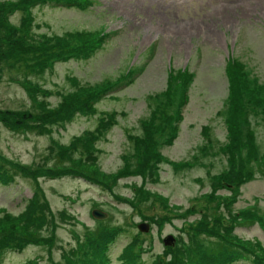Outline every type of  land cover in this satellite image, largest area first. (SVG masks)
Segmentation results:
<instances>
[{
	"label": "rangeland",
	"instance_id": "rangeland-1",
	"mask_svg": "<svg viewBox=\"0 0 264 264\" xmlns=\"http://www.w3.org/2000/svg\"><path fill=\"white\" fill-rule=\"evenodd\" d=\"M23 16L28 30L7 40L0 25V264H126L135 243V264H195L224 241L209 233L212 214L227 223L220 233L264 253V163L254 165L264 158V0L49 1L4 20L17 28ZM44 37L73 53L53 59ZM228 61L245 79L251 162L226 123ZM256 85L261 98L249 94ZM102 222L115 238L91 244ZM242 252L227 264H254Z\"/></svg>",
	"mask_w": 264,
	"mask_h": 264
},
{
	"label": "trees",
	"instance_id": "trees-1",
	"mask_svg": "<svg viewBox=\"0 0 264 264\" xmlns=\"http://www.w3.org/2000/svg\"><path fill=\"white\" fill-rule=\"evenodd\" d=\"M49 1H54V2L66 1V2H70L73 5H75V3L83 2L84 0H0V25H1V28H5V34H4L3 38H5V40H7L6 37H9L11 34L15 33V31H20L21 27H22V31L26 32L28 30L27 26H24L26 24V22L28 21V18L26 16H23V18L21 19V26L20 27L15 28L11 25H8V23L4 19H5V17H7L9 12L20 10L23 13H25L27 6L33 7L36 4L49 2ZM56 39H49V38L44 37L42 42H37V43L43 44L46 40H51V45L56 46V50L50 51V54L53 55V59L59 58L62 54L73 53L70 51H64V50L59 49L58 44L56 43ZM25 40L27 43L33 42V41H29L28 36L26 37ZM43 47H47V45L44 44ZM45 53H47V52H45ZM44 54L41 55V60L43 62H45L43 59ZM230 63H231V61L227 62L225 70H226L227 78L234 82V85H235L234 88L236 91V96L232 95V100L230 101V104H229V107H231V108H229L227 106V108L230 109V113L227 116L226 123H230V133L232 136V141L234 143H236V141H239L241 144L242 143L244 144L245 140H248V142H246L247 151H248L247 152V161L251 162L252 160H255V157H256L255 154L257 151V146H256L257 144L253 140L252 130L250 129V126H251L250 121L247 119L248 114H249V109H243L241 106H239V100L243 99V96H244V86L239 85L238 83L241 80H244V82H245V79H244L242 72L239 71V74L236 73V67L238 64H233V63L230 64ZM184 76H185V74H184ZM180 80H185V78L183 76H180ZM247 82L250 85V89H251L252 84L248 78H247ZM249 85H247V86H249ZM241 88H243V89H241ZM245 90H246V92L249 91L246 87H245ZM260 90H261V87L256 85V89L254 90L255 95L250 91H249V94L256 97V92H258L257 97L261 98V96L259 95ZM244 99H245V97H244ZM262 99H264V97ZM182 100H183V96H182ZM248 100H249V98H248ZM250 103L252 105L250 110H255L257 107H259L261 105V104H255L251 101H250ZM235 112H237V114L235 115L234 119L231 120V114L235 113ZM7 113H9V114H5V116L10 115V113L12 114V112H7ZM14 116L16 118H20V117L24 118L22 116V113L15 114ZM242 153H243L242 151L237 153V156L240 157L241 160L243 159L241 156ZM234 157H236V154L234 155ZM258 159L260 160V163L259 164L255 163L254 165L260 167V164L264 163V162H261L264 158H263V156H260ZM254 168H255V166H254ZM133 171L134 170H130L129 172H133ZM233 172H234V169L231 168L228 172V175L232 176ZM60 173L63 174V173H67V172H58V174H60ZM52 174H55V173H52ZM52 174H50V175H52ZM249 174L250 173L247 171L246 175H249ZM235 175L239 178L243 177L242 173H241V171H239V169L235 172ZM215 179L217 181V184L221 185L222 183L225 182L228 186L232 185V180L230 179V177L227 178V177H222V176L218 175V176H215ZM36 213H38V212L36 211ZM204 216H208V215L204 214ZM212 216H213L214 220H218V226L215 228L214 231L209 232V233H215V235L218 238L221 237L224 239V241L215 240L214 242L209 243L210 245H213L214 247L213 246L203 247V249L200 251V255H199L200 259L195 264H227L228 262L235 260V258H240L243 255V252H242L243 250H247V251L251 252V254L254 258V264H264V253L262 254L260 252H256V246L251 244L250 242H243V244L240 242H235V239H231V237H232L231 235L226 234V233L225 234L220 233L219 232L220 229H222L224 231L227 230L226 229L227 223L225 220L224 221L219 220L221 218V216L218 214H215V215L212 214ZM202 219L199 220L198 225L200 223H203ZM206 223L207 222L204 221V224H206ZM116 229L117 228L115 226H110L109 224H105L102 222L101 227H99L96 230H93V234L90 236L91 244L97 243L98 245H102V243H103L102 241L104 240L103 238H108V240H110V239L113 240L115 238L114 234H115ZM196 230H197V232L199 231L198 229H196ZM199 233L202 234L200 231H199ZM193 235H194V233H193ZM9 243H14V244L20 246L24 242H9ZM28 243H31V242H28ZM198 245L199 244H197L195 242V246H193L195 253L198 251V249H197ZM135 246H137V243L130 245L129 247L127 246L126 248H124L122 250L121 258L126 264H135V255H136ZM97 247H99V246H97ZM242 248H243V250H242ZM70 254H72V252L67 253L66 255H70ZM101 255L102 256H100V257L103 259L104 255L102 254V252H101ZM176 257H177V255H174L173 258H176ZM67 260L70 264H101L100 259L98 257H94V255H92V257H90V259L86 258L85 256H82V257L81 256H78V257L68 256ZM209 262H211V263H209ZM169 264H184V263L176 262V260H175V262H170Z\"/></svg>",
	"mask_w": 264,
	"mask_h": 264
},
{
	"label": "water",
	"instance_id": "water-1",
	"mask_svg": "<svg viewBox=\"0 0 264 264\" xmlns=\"http://www.w3.org/2000/svg\"><path fill=\"white\" fill-rule=\"evenodd\" d=\"M92 214H93L95 217H98V218L104 216V214H103L101 211H99V210H93ZM148 228H149L148 223H144V222H142V223L138 224V229H139L140 231H144V232H145V231L148 230ZM172 242H173V237H172L171 235H168V236L164 239V243H165L166 245H170Z\"/></svg>",
	"mask_w": 264,
	"mask_h": 264
},
{
	"label": "bare ground",
	"instance_id": "bare-ground-1",
	"mask_svg": "<svg viewBox=\"0 0 264 264\" xmlns=\"http://www.w3.org/2000/svg\"><path fill=\"white\" fill-rule=\"evenodd\" d=\"M53 3H59V4H63V5H66L67 7H71V6H73V4L72 3H70V2H66V1H62V2H54V1H52ZM45 3V2H44ZM41 4V3H40ZM207 27V26H206ZM203 28H204V25H203ZM213 30V29H212ZM206 31H207V28H206ZM210 31V30H209ZM211 32V31H210ZM212 33V32H211ZM214 33V32H213ZM206 35H207V33H206ZM214 35V34H213ZM181 36V35H180Z\"/></svg>",
	"mask_w": 264,
	"mask_h": 264
}]
</instances>
